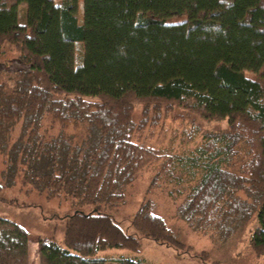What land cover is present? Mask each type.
<instances>
[{
  "label": "trees",
  "instance_id": "obj_1",
  "mask_svg": "<svg viewBox=\"0 0 264 264\" xmlns=\"http://www.w3.org/2000/svg\"><path fill=\"white\" fill-rule=\"evenodd\" d=\"M176 109L228 129L197 125L178 150L151 141ZM0 155V189L75 208L61 237H38L39 264H107L143 238L183 248L158 194L217 238L256 221L249 246L264 255V0H0ZM142 177L155 196L129 232L112 212ZM29 243L0 217V264H29Z\"/></svg>",
  "mask_w": 264,
  "mask_h": 264
},
{
  "label": "rangeland",
  "instance_id": "obj_2",
  "mask_svg": "<svg viewBox=\"0 0 264 264\" xmlns=\"http://www.w3.org/2000/svg\"><path fill=\"white\" fill-rule=\"evenodd\" d=\"M19 22L26 23V6L19 7ZM7 55L6 61H10ZM135 117L139 118L142 105H137ZM159 110L165 106L157 107ZM161 115L158 125L152 127L151 141L160 142L162 145L170 144L174 150L182 149L186 144L180 141L181 133L190 132L199 125L204 132L227 130L225 121H205L198 116L194 123L184 118L187 113L176 109L172 113ZM151 132V130H150ZM176 137V138H174ZM199 141V140H198ZM197 141V142H198ZM196 142V143H197ZM194 145H189L192 148ZM3 169L2 156L0 155V181ZM146 177L136 181L133 188L126 193L125 203L112 212L113 217L120 226L130 232V221L138 210L144 197L149 194L155 196L153 190L148 194ZM159 208L157 214L162 216L167 227L176 238L184 243L183 248L158 244L153 240L143 238L141 251L131 253L125 250H108L106 254L110 261L107 264H117L115 260L120 257L130 258L139 264H264V255L256 256L249 246V237L253 229L259 227L256 221L249 222L239 228L232 238H217L213 233L192 229L187 223L176 216L175 205L171 204L165 196L157 195ZM75 211L64 200H47L42 195L25 193L18 186L0 189V217L13 220L23 226L30 233L29 264H39L37 255L38 237L50 236L55 231L58 237L63 233L64 215ZM128 228V229H127ZM213 232H215L213 230Z\"/></svg>",
  "mask_w": 264,
  "mask_h": 264
},
{
  "label": "crops",
  "instance_id": "obj_3",
  "mask_svg": "<svg viewBox=\"0 0 264 264\" xmlns=\"http://www.w3.org/2000/svg\"><path fill=\"white\" fill-rule=\"evenodd\" d=\"M29 258H30V254H29Z\"/></svg>",
  "mask_w": 264,
  "mask_h": 264
}]
</instances>
